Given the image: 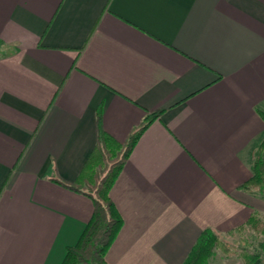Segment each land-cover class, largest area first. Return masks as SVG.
<instances>
[{"label":"crops","instance_id":"0c3cea01","mask_svg":"<svg viewBox=\"0 0 264 264\" xmlns=\"http://www.w3.org/2000/svg\"><path fill=\"white\" fill-rule=\"evenodd\" d=\"M0 43V264L77 240L92 200L54 178L78 176L100 103L120 142L161 110L110 188L108 264H182L204 228L264 215L238 187L264 135V0H0Z\"/></svg>","mask_w":264,"mask_h":264},{"label":"trees","instance_id":"16d2710c","mask_svg":"<svg viewBox=\"0 0 264 264\" xmlns=\"http://www.w3.org/2000/svg\"><path fill=\"white\" fill-rule=\"evenodd\" d=\"M1 45V43H0ZM264 119V111L257 109ZM161 110L148 112L128 137L120 142L100 126L102 103L96 109L98 135L96 143L87 156L78 176L73 181L54 178L58 183L90 197L92 214L84 225L74 244L65 249L58 264H108L105 255L122 225V217L110 197V188L126 162L141 133L159 116ZM258 151L251 161V174L238 187L246 191H256L264 196V136ZM244 229L261 235L258 247H264V215L254 210L247 220L232 232ZM214 248H221L228 255L236 254L243 264H252L259 253H248L246 249L229 251L219 235L211 228H204L196 238L182 264H207Z\"/></svg>","mask_w":264,"mask_h":264},{"label":"rangeland","instance_id":"374dc122","mask_svg":"<svg viewBox=\"0 0 264 264\" xmlns=\"http://www.w3.org/2000/svg\"><path fill=\"white\" fill-rule=\"evenodd\" d=\"M262 139L263 137L257 143L255 154L258 151L259 148L258 146ZM261 153L264 156V147L261 150ZM221 239L224 245L228 248V250L232 252H237L238 249L244 248L247 250L248 253H254V252L260 253V250L262 249L258 247V242L260 239H262V236L248 229H244L241 233H236V232L229 233L228 236H226V238L224 239L221 238ZM233 258L238 259L239 257L236 254L228 255L221 248H214L213 254L209 257L207 264H223L225 261H227V259L231 260Z\"/></svg>","mask_w":264,"mask_h":264}]
</instances>
